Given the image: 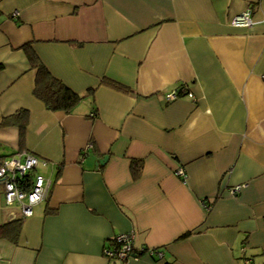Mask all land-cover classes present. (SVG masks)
<instances>
[{"label": "crops", "instance_id": "1", "mask_svg": "<svg viewBox=\"0 0 264 264\" xmlns=\"http://www.w3.org/2000/svg\"><path fill=\"white\" fill-rule=\"evenodd\" d=\"M25 44L82 95L70 110L34 96ZM0 63V121L27 110L0 160L51 180L26 217L0 183V224L20 219L0 264H264V0H0ZM122 232L146 251L109 260Z\"/></svg>", "mask_w": 264, "mask_h": 264}, {"label": "built area", "instance_id": "2", "mask_svg": "<svg viewBox=\"0 0 264 264\" xmlns=\"http://www.w3.org/2000/svg\"><path fill=\"white\" fill-rule=\"evenodd\" d=\"M230 23L234 26H251L253 20L250 16V10H244L232 17ZM184 86V85H183ZM180 88L177 87L165 93L167 101L180 96ZM185 88L183 89V91ZM186 95L192 96L191 92ZM91 146L88 144L83 151ZM39 164H45L44 160L29 152H16L0 160V183L3 188V200L6 205H17L23 217L32 214V207L45 199L51 186V180L42 173L37 172ZM182 174V170H178ZM239 185L231 188V193H236ZM146 251L145 248H135L132 234L122 232L115 235L111 243L104 247L103 254L109 260H126L133 255ZM149 253L155 252L159 257L162 252L148 249Z\"/></svg>", "mask_w": 264, "mask_h": 264}, {"label": "trees", "instance_id": "3", "mask_svg": "<svg viewBox=\"0 0 264 264\" xmlns=\"http://www.w3.org/2000/svg\"><path fill=\"white\" fill-rule=\"evenodd\" d=\"M30 67L36 69V74L33 84V94L40 99L46 108L51 110H65L68 111L71 107L82 97L79 93L69 88L63 81L55 77L44 63L38 58L34 50L29 44L22 46ZM2 63H0V69ZM110 85L119 87L117 84L108 82ZM179 94L181 95L184 89L183 85L179 86ZM27 110L19 109L13 114L8 115L0 121V125L16 124L19 128V138L22 140L24 129L26 126ZM141 159L132 158L130 160L129 168L132 178H137L140 174ZM20 226V219H14L4 224H0V236L6 237L10 240H15L18 235ZM186 234V233H185ZM184 234V235H185ZM183 236V235H182ZM139 254V253H138Z\"/></svg>", "mask_w": 264, "mask_h": 264}, {"label": "water", "instance_id": "4", "mask_svg": "<svg viewBox=\"0 0 264 264\" xmlns=\"http://www.w3.org/2000/svg\"><path fill=\"white\" fill-rule=\"evenodd\" d=\"M106 157H107V155H104L103 157H102V159H99L98 160V163H102V161H104L105 159H106ZM134 256V255H133Z\"/></svg>", "mask_w": 264, "mask_h": 264}]
</instances>
